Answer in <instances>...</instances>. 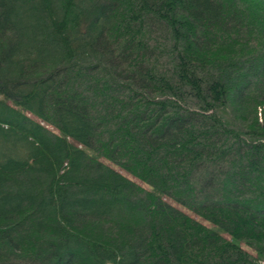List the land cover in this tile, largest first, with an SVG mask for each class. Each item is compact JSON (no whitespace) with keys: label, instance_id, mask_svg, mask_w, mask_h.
Wrapping results in <instances>:
<instances>
[{"label":"trees","instance_id":"16d2710c","mask_svg":"<svg viewBox=\"0 0 264 264\" xmlns=\"http://www.w3.org/2000/svg\"><path fill=\"white\" fill-rule=\"evenodd\" d=\"M0 264H264V0H0Z\"/></svg>","mask_w":264,"mask_h":264},{"label":"rangeland","instance_id":"374dc122","mask_svg":"<svg viewBox=\"0 0 264 264\" xmlns=\"http://www.w3.org/2000/svg\"><path fill=\"white\" fill-rule=\"evenodd\" d=\"M101 159L103 160V158H101ZM103 161L106 162L107 164H110V163L107 162L106 160H103ZM115 169H117L119 172H121V173L124 174L125 176L130 177L129 174H127L124 170H122V169H120V168H117L116 166H115ZM133 180H135V179L133 178ZM135 181H136V180H135ZM196 219L202 221L200 218H197V217H196ZM242 248H244V247H242ZM247 251H248V252H251V251H249V250H247Z\"/></svg>","mask_w":264,"mask_h":264}]
</instances>
